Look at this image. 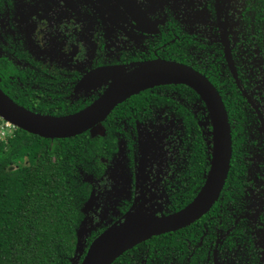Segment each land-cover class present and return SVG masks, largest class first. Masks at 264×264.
Here are the masks:
<instances>
[{
	"label": "flooded vegetation",
	"instance_id": "flooded-vegetation-1",
	"mask_svg": "<svg viewBox=\"0 0 264 264\" xmlns=\"http://www.w3.org/2000/svg\"><path fill=\"white\" fill-rule=\"evenodd\" d=\"M157 60L192 69L215 90L229 168L205 213L112 264H264V0H0V89L35 113H77ZM213 132L207 101L166 84L132 95L83 133L106 148L81 170L88 195L78 264L107 229L194 201Z\"/></svg>",
	"mask_w": 264,
	"mask_h": 264
},
{
	"label": "trees",
	"instance_id": "trees-1",
	"mask_svg": "<svg viewBox=\"0 0 264 264\" xmlns=\"http://www.w3.org/2000/svg\"><path fill=\"white\" fill-rule=\"evenodd\" d=\"M0 137V264H72L88 187L81 170L106 146L88 133ZM89 162V163H88Z\"/></svg>",
	"mask_w": 264,
	"mask_h": 264
},
{
	"label": "water",
	"instance_id": "water-1",
	"mask_svg": "<svg viewBox=\"0 0 264 264\" xmlns=\"http://www.w3.org/2000/svg\"><path fill=\"white\" fill-rule=\"evenodd\" d=\"M166 84H184L198 92L209 104L213 120V152L205 185L198 196L181 211L164 218L145 216L126 219L119 226L102 232L89 246L80 264H112L123 253L152 236L189 225L208 210L217 198L227 176L230 161V132L226 112L210 83L201 75L172 62L152 61L113 87L89 107L67 116L55 117L30 111L9 98L0 89V118L15 128L43 139H68L81 135L102 122L113 108L148 88ZM72 264H78L82 249L83 225L77 231Z\"/></svg>",
	"mask_w": 264,
	"mask_h": 264
},
{
	"label": "built area",
	"instance_id": "built-area-1",
	"mask_svg": "<svg viewBox=\"0 0 264 264\" xmlns=\"http://www.w3.org/2000/svg\"><path fill=\"white\" fill-rule=\"evenodd\" d=\"M10 129L15 130V127L13 125H11L10 123H8V122H6L0 118V130H3V131H0V133H5V134H8L11 136V135H13L14 131L11 133Z\"/></svg>",
	"mask_w": 264,
	"mask_h": 264
},
{
	"label": "rangeland",
	"instance_id": "rangeland-1",
	"mask_svg": "<svg viewBox=\"0 0 264 264\" xmlns=\"http://www.w3.org/2000/svg\"><path fill=\"white\" fill-rule=\"evenodd\" d=\"M16 129V128H15ZM0 131H3V130H0ZM14 131V129H10V132L12 133ZM3 135H5V133H0V137L1 138H4V136Z\"/></svg>",
	"mask_w": 264,
	"mask_h": 264
}]
</instances>
